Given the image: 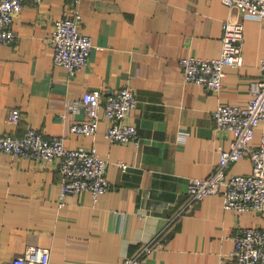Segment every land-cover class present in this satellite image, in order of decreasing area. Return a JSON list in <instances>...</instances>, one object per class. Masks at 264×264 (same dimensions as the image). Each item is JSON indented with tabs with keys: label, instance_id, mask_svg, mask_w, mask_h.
I'll list each match as a JSON object with an SVG mask.
<instances>
[{
	"label": "crops",
	"instance_id": "obj_1",
	"mask_svg": "<svg viewBox=\"0 0 264 264\" xmlns=\"http://www.w3.org/2000/svg\"><path fill=\"white\" fill-rule=\"evenodd\" d=\"M64 13L81 16L93 44L75 75L53 62V23ZM242 16L221 0L25 1L12 24L16 40L0 44V133L21 136L30 127L72 149L94 146L109 162L110 187L96 201L88 192L60 200L57 162L0 154V264L31 247L47 249L49 264H118L148 244L143 264H229L234 236L264 229V212L235 213L220 195L191 205L188 197L190 181L211 176L233 139L214 128L213 111L244 106L262 77L264 23ZM239 20L243 62L225 68L221 91L185 82L179 60L218 58L224 23ZM124 86L137 100L125 123L137 128L138 146L106 139L110 122L101 111L94 137L70 131L89 119L84 108L66 112L67 102ZM13 108L17 124L7 121ZM263 132L264 122L255 144ZM250 173L248 156L226 169L227 176Z\"/></svg>",
	"mask_w": 264,
	"mask_h": 264
},
{
	"label": "built area",
	"instance_id": "obj_2",
	"mask_svg": "<svg viewBox=\"0 0 264 264\" xmlns=\"http://www.w3.org/2000/svg\"><path fill=\"white\" fill-rule=\"evenodd\" d=\"M26 0H0V44H11L16 40L12 30L14 17L22 10ZM38 5L42 0H31ZM228 10H239L244 17L255 18L264 23V0H221ZM242 16V17H243ZM81 16L64 13L54 21L51 42L53 62L62 66L69 75L81 71L88 62L93 47L91 37L80 30ZM243 23L241 20L227 21L223 25L221 52L218 58H181L179 66L185 82L203 87L218 94L223 87L226 67H240L243 62ZM262 77L251 83L250 99L244 106L221 104L213 111L214 128L233 135L228 150H221L219 164L205 179H193L188 186L189 205L209 195H220L224 207L235 213L264 212V132L254 143L255 129L264 122V59L260 66ZM134 92L127 86L105 95L99 90L85 92L79 100L66 104V112H78L84 108L88 121L75 123L70 131L76 135L94 137L102 116L110 124L105 138L113 143L139 145V135L134 125L125 123L127 114L136 107ZM20 110H10L7 121L17 124ZM0 154H9L44 163L57 162L61 175L60 200L68 195L88 192L93 201L108 191L106 178L109 162L102 159L94 146L69 148L64 138L46 137L40 131L26 128L21 136L0 133ZM248 156L251 173L226 175L227 167ZM125 169L127 165L120 163ZM63 201H60V205ZM234 248L229 264H264V229L247 227L233 238ZM151 245L144 246L139 254L126 257L118 264H143L142 255ZM11 264H49V251L31 247Z\"/></svg>",
	"mask_w": 264,
	"mask_h": 264
}]
</instances>
